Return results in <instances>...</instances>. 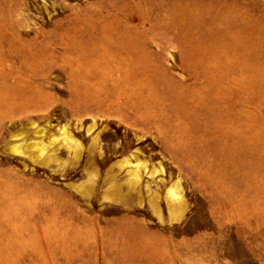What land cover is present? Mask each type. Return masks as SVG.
Instances as JSON below:
<instances>
[{
    "label": "rangeland",
    "instance_id": "374dc122",
    "mask_svg": "<svg viewBox=\"0 0 264 264\" xmlns=\"http://www.w3.org/2000/svg\"><path fill=\"white\" fill-rule=\"evenodd\" d=\"M0 264H264V0H0Z\"/></svg>",
    "mask_w": 264,
    "mask_h": 264
}]
</instances>
